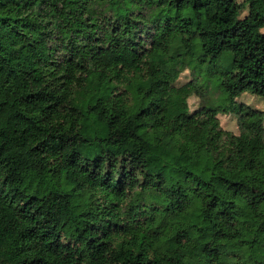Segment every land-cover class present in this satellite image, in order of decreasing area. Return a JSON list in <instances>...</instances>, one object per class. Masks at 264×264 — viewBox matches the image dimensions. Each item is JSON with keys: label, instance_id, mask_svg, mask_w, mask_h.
<instances>
[{"label": "trees", "instance_id": "trees-1", "mask_svg": "<svg viewBox=\"0 0 264 264\" xmlns=\"http://www.w3.org/2000/svg\"><path fill=\"white\" fill-rule=\"evenodd\" d=\"M189 2L195 19L181 20ZM172 7L177 10L175 16L157 18L151 24L125 21L129 28L124 29L128 32L124 47L135 59L130 66L117 61L120 71L109 67L111 78L101 79L99 73L105 69L96 71L93 64H76L79 74H69L68 67L77 60L79 51L91 53L95 49L99 55L104 50L103 23L98 29L85 18L71 38L63 39V21L55 19L60 7L52 0H0V165L8 169V175L0 181V250L7 254V261L0 264H68L73 249L82 252L75 257L76 264L83 261V251L90 258L111 252L113 264H241L245 250L255 239L253 236L250 241V234H264V126L260 120L264 110L236 103L243 93L264 101V33L258 30L264 16L257 11L264 10V0H251L246 9L243 0H172ZM49 8L51 19L46 10ZM32 9L34 19H30ZM241 11L247 12L243 18ZM133 15L142 18L146 13H128ZM119 30L113 21L111 32ZM158 32H162L159 38ZM165 37L167 49L174 55H166L160 48L159 40ZM224 53L231 54V64L221 80L228 107L194 110L202 116L201 125L215 121L209 131L214 129L212 139L220 141L217 147L237 144L235 152L229 149L222 160L212 164L201 160V167L215 175L198 180L189 190L185 184L193 172L161 164L151 155V145L135 151L123 149L126 154L114 147L95 155L88 152L89 139L100 138H90L87 132L93 124L99 127L101 117L107 115L104 105L116 92L110 86L123 84V91L129 92L130 108L136 104L140 83L151 86L150 81L145 82L138 61L147 57V65H152L166 56L172 64L179 58L169 76L176 83L184 70L198 76L203 67ZM148 75L153 73L149 71ZM94 76L104 95H93L83 87L91 84ZM53 83H58V89L51 87ZM163 83L168 84V80ZM175 83L169 87L179 90L192 85L189 82L177 87ZM66 86L72 87L68 93L71 100L53 96ZM190 96L184 98L185 109H190ZM177 102V97L169 102V116L174 114ZM151 107L152 101L145 100V107L136 116ZM64 111L79 113L81 119L73 121L78 128L64 120L51 123ZM221 111L234 113L237 135L222 129L218 119ZM163 112L161 109L157 113L160 119H165ZM116 119L110 118L112 127ZM46 123L52 131L43 127ZM66 130L73 134L67 135ZM177 141L192 152L199 150L182 133L177 134ZM116 144V140L111 141V145ZM61 154L65 157L63 167L46 169L53 179L59 178V191L48 192L46 198L29 177L41 160L48 157L51 163V157L59 159ZM225 162L232 169L231 175L222 167ZM117 166L119 174L114 175ZM66 170H72L81 182L73 185ZM138 173L143 177L139 183L135 179ZM96 192H103L111 201L106 216L94 215L85 208L75 220L62 219L72 194L88 207H99L93 200ZM129 195L137 201L131 206L124 204ZM121 207H128L133 214L127 218L114 214ZM146 225L150 226L148 231L144 230Z\"/></svg>", "mask_w": 264, "mask_h": 264}, {"label": "clouds", "instance_id": "clouds-1", "mask_svg": "<svg viewBox=\"0 0 264 264\" xmlns=\"http://www.w3.org/2000/svg\"><path fill=\"white\" fill-rule=\"evenodd\" d=\"M54 4L60 7V13L55 16L58 21H63L62 27V38H71L74 35V30L80 25L81 21L85 18H90V22L97 25L99 29L101 23H103L102 33L104 36V50L96 55L95 49L91 53L87 50L79 51L77 54V60L72 66L68 67L69 74H79L76 69V64L86 63L95 65V70L105 69V71L100 72L101 79L104 77L111 78L112 72L107 71L110 67L115 71H120V63L130 66L134 57L131 53L124 47V41L128 38V32H125V28H129V23L133 20H140L142 24H151L153 20L159 18L163 20L167 16H175L177 10L172 7V0H52ZM251 0H243V8H247V4ZM190 2L184 9L183 16L180 17L181 20L184 19H195L194 14L190 10ZM49 11V19L52 18L51 8L46 9ZM32 17L35 18V10L32 9ZM260 11L261 16H264V10L257 9ZM146 13L142 18L135 15L128 16V13ZM240 15H246V12H239ZM111 17V19H109ZM113 21L120 26V30L116 33L111 32V27ZM66 25V27H64ZM195 30V29H193ZM259 31L264 32V23L259 26ZM131 31V29H129ZM162 32L157 33L159 38ZM168 38L165 37L159 40L160 48L164 50L166 55H174L173 52H169L167 49ZM176 51H180L177 49ZM92 57L90 60L89 57ZM83 58L82 60L80 58ZM179 58L174 59L172 64L167 62L166 56L162 57L160 62L154 63L152 65H147V57L142 61H138L141 64V71L144 75L145 82L150 81V87H144L140 83L139 92L136 95V104L134 107H129V92L123 91V84H113L110 87H115L116 92L120 94L117 95L116 92H112L111 96L108 98V103L104 105L107 109V115L101 117V123L99 127L95 124L87 132V135L91 138L93 136L100 138L99 140L89 139L88 152L95 155L97 151H100L107 147L119 148L122 154L123 149H129L135 151L136 148H141L144 145L152 146L153 157H158L161 164L167 165L170 168L182 169L183 171L193 172V176L188 178L185 187L189 190L195 187L198 180L206 179L209 175H215L214 172H208L207 169L201 167V160H206L208 164H212L214 161L222 160L225 156L229 155V149L235 152L237 144H229L227 147L223 145L217 147L220 143L218 140L212 139L214 135V129L212 125L215 121L209 122L206 126L201 125L202 116L200 113H196L193 109H185L183 107L184 98L190 95H198L201 100L205 99L208 95L207 89L208 84L205 78H201L194 82L192 85L184 89L174 90L169 87L170 84L175 83L174 79H169L171 75V68L176 65ZM185 63L190 61L185 60ZM158 69H163L162 72L157 71ZM151 71L153 75L149 77L148 72ZM159 80L161 83L156 84ZM168 80V84H164L163 81ZM100 81L93 77L91 84H84L83 87L86 91H91L93 95L97 93L104 95V90L98 89L97 85ZM80 86V85H77ZM53 89H58V83H53L51 86ZM106 87H109L106 85ZM72 91L71 86H66L64 89L57 92H53V96L59 98L61 96H68V93ZM131 91V89H129ZM147 93V96H145ZM173 97L178 98V102L175 105V112L173 115H168L169 102ZM72 97L68 96V100ZM150 99L152 101V107L148 109V112L142 116H136V112L140 108L145 107V100ZM67 103L68 101H63ZM90 104V102H89ZM159 105V108L156 106ZM164 109L162 115L165 119H160L157 113ZM87 116V113H85ZM111 117H116L117 119L112 123L115 127L109 124ZM81 119L79 113L73 115L67 113V111L58 113L57 117L54 118L51 123L59 124L61 120L66 121L68 124H72L73 128H78L79 125L73 124V121ZM94 119V117H93ZM261 124L264 126V116L260 117ZM85 123H89L85 120ZM47 131H52L53 129L49 124L43 126ZM45 132V135L47 134ZM67 131V130H66ZM182 133L185 137H189L194 143L198 145V151H190L186 145L178 143L177 134ZM73 132L67 131V135H72ZM247 135V133L245 134ZM138 137V138H137ZM42 138V137H41ZM264 140V136L261 137ZM116 140L117 144L115 146L111 145V141ZM38 142V141H37ZM224 144H227L225 141ZM135 146V148L133 147ZM23 151V150H21ZM88 152L85 155H88ZM64 155L61 154L59 159L51 157V163H49V158L46 157L44 160L39 162V168L34 171L30 179H34L38 185V191L43 193L47 198V193L50 191H59V178L53 179L46 171L47 167H63ZM181 160H187L186 164H181ZM80 163H84V159L81 158ZM107 161H105V165ZM227 169V174L231 175V167L225 162L222 166ZM43 169V170H41ZM68 174L72 176L73 185L80 183V178L73 175L72 170H66ZM119 174V167L114 169V175ZM8 175V169L3 168L0 165V181L3 177ZM142 173H138L136 182L142 179ZM175 183V180H172ZM67 190V188H65ZM97 196L102 197V199H97ZM93 200H96V204L99 207L91 206L88 207L84 205L82 199L76 194H72L71 203L66 206V212L62 219L75 220L81 211L85 208L94 215L98 214L101 216H106L108 209L107 205L111 203L107 199V196L103 192H96L93 195ZM137 201L131 195L129 199L124 201V204L131 206ZM79 205V207H77ZM55 211V209L53 210ZM135 211H140L139 209H134ZM146 211V209H145ZM119 217L127 218L133 213L128 212V207H121L116 210ZM163 218V217H161ZM92 222H97L95 219ZM103 223V221H99ZM121 222H124L123 220ZM150 226H145L144 230L148 231ZM151 227H154L151 226ZM98 235V233H97ZM255 237L254 242L250 243V247L245 250L243 261L241 264H264V234H250V241L252 237ZM81 251L75 249L72 250L70 256L68 257V264H76L75 257L81 255ZM84 259L81 264H113L111 260V252H103L95 258H90L86 251H83ZM149 258L151 256L149 255ZM0 261H7V254L4 250H0Z\"/></svg>", "mask_w": 264, "mask_h": 264}, {"label": "rangeland", "instance_id": "rangeland-1", "mask_svg": "<svg viewBox=\"0 0 264 264\" xmlns=\"http://www.w3.org/2000/svg\"><path fill=\"white\" fill-rule=\"evenodd\" d=\"M246 15H242L241 18L245 17ZM230 64L231 54L224 53L215 62L203 67L201 74L198 76L189 70H184L180 74L179 79L175 83V86L177 87L185 85L189 82L193 84L201 78H205L206 83L208 84V95L205 99L201 100L198 95H191L188 98L187 102L190 109L195 110L203 106H214L218 110H224L228 107L226 103V95L223 87L221 86V80L223 74L228 71ZM236 103L242 104L252 109L264 110V101L261 98L253 96L249 93H243L240 95V97L237 98ZM218 119L223 130L231 132L235 135L239 133L236 116L232 111L228 112L227 114H224L223 111H221L218 115Z\"/></svg>", "mask_w": 264, "mask_h": 264}]
</instances>
